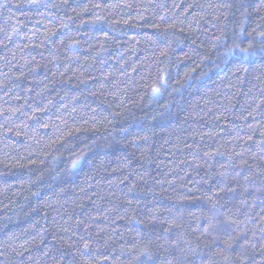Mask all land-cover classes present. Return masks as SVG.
<instances>
[{"label": "trees", "instance_id": "16d2710c", "mask_svg": "<svg viewBox=\"0 0 264 264\" xmlns=\"http://www.w3.org/2000/svg\"><path fill=\"white\" fill-rule=\"evenodd\" d=\"M234 44L264 0H0V264H264V54Z\"/></svg>", "mask_w": 264, "mask_h": 264}, {"label": "snow or ice", "instance_id": "6c2138e0", "mask_svg": "<svg viewBox=\"0 0 264 264\" xmlns=\"http://www.w3.org/2000/svg\"><path fill=\"white\" fill-rule=\"evenodd\" d=\"M220 38L217 37V40ZM258 54H264V50H261L260 53L257 52L256 49L252 48L251 45L248 47L241 48L239 45L234 44L232 47H226L223 52L224 62H228L231 59H239L241 62L247 60L249 57H254ZM159 88L154 87L153 93H158ZM77 162H73V166H75ZM87 247V245H85Z\"/></svg>", "mask_w": 264, "mask_h": 264}]
</instances>
